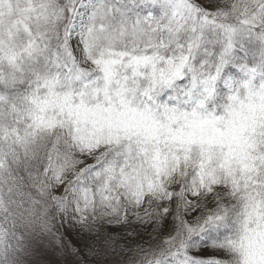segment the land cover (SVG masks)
<instances>
[{"label":"snow or ice","instance_id":"6c2138e0","mask_svg":"<svg viewBox=\"0 0 264 264\" xmlns=\"http://www.w3.org/2000/svg\"><path fill=\"white\" fill-rule=\"evenodd\" d=\"M0 264H264V0H0Z\"/></svg>","mask_w":264,"mask_h":264},{"label":"rangeland","instance_id":"374dc122","mask_svg":"<svg viewBox=\"0 0 264 264\" xmlns=\"http://www.w3.org/2000/svg\"><path fill=\"white\" fill-rule=\"evenodd\" d=\"M49 259H52L51 257H49Z\"/></svg>","mask_w":264,"mask_h":264}]
</instances>
